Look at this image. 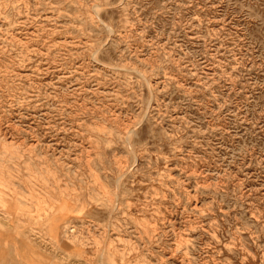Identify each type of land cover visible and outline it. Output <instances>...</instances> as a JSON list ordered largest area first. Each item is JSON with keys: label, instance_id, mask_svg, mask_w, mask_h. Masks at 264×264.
I'll use <instances>...</instances> for the list:
<instances>
[{"label": "rangeland", "instance_id": "374dc122", "mask_svg": "<svg viewBox=\"0 0 264 264\" xmlns=\"http://www.w3.org/2000/svg\"><path fill=\"white\" fill-rule=\"evenodd\" d=\"M0 264H264V0H0Z\"/></svg>", "mask_w": 264, "mask_h": 264}, {"label": "bare ground", "instance_id": "6f19581e", "mask_svg": "<svg viewBox=\"0 0 264 264\" xmlns=\"http://www.w3.org/2000/svg\"><path fill=\"white\" fill-rule=\"evenodd\" d=\"M73 230V229H72Z\"/></svg>", "mask_w": 264, "mask_h": 264}]
</instances>
